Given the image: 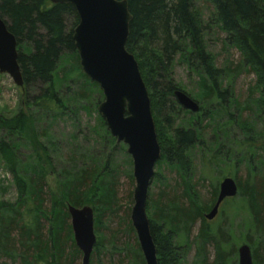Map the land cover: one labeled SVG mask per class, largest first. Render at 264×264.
Returning a JSON list of instances; mask_svg holds the SVG:
<instances>
[{"label": "trees", "instance_id": "16d2710c", "mask_svg": "<svg viewBox=\"0 0 264 264\" xmlns=\"http://www.w3.org/2000/svg\"><path fill=\"white\" fill-rule=\"evenodd\" d=\"M126 1L132 20L129 23L125 49L137 61L149 94L161 151L158 163L163 162L180 172L183 186L181 196L174 194L163 199L164 193H160L158 200L147 203L150 233L158 264H178L179 245L174 242L176 229L182 223L187 226L199 219V237L203 244L209 243L212 238L204 213L211 209L218 192L217 187H214L210 198L200 201L195 186L187 183L190 179L188 172L191 149L204 143L205 127L202 121L205 118L212 122L215 114L221 111L226 113L230 105L239 106L232 100L228 85L224 87L222 84L228 67L226 70L218 69L207 52L205 31L207 27L213 26L225 35V45L239 53V65L255 77L254 92L258 95L254 99L255 106L260 111L259 115H264V0H204L213 10L205 26L201 22L199 11L195 9L196 0ZM0 18L15 37L17 63L23 79V86L19 88L23 101L18 106L17 114L10 119L0 118V130L4 133L0 142L3 157L16 159L17 168L19 167L17 150L19 144L28 141L23 134L27 125L30 127L41 120L47 122L64 116L77 124L78 110L87 112L93 103L89 100L86 89L94 90L98 95V100L92 106L97 122V128L92 129V133L100 136L96 131L101 130V138L104 142L114 144L115 149L116 141L110 136L104 120L97 112V106L103 100L102 93L97 84L82 73L79 66L72 40V31L78 22L74 9L70 5L51 4L49 0H0ZM64 57H70L78 75L77 81L70 83V86L74 84L79 90L70 99H65L60 94L63 80L57 78ZM176 60L196 73L202 84L201 100L205 102L206 99L213 98L219 107H205L204 110L199 107L197 113H191L178 105L173 92L179 90V85L171 77ZM84 102L89 103L83 104ZM180 113L184 116L179 119ZM228 117L229 122L235 120L232 115L228 114ZM234 123L241 125L244 122L236 119ZM162 130L167 134L164 138L161 137ZM212 132L215 134L214 138L218 139V128L213 127ZM41 133L46 135L45 131ZM34 137L37 138V134ZM249 140L253 142L252 139ZM51 146L54 148L55 145L52 143ZM214 146L217 149L211 158L218 163L220 160L215 155L219 151V143L216 142ZM252 148L253 145L250 144L248 149ZM37 157L38 168L32 167L30 173L25 167L9 171L19 199L17 203L0 205V255L13 263L15 260L12 257L19 264H73L81 259V253L73 241L67 205L76 208L90 206L94 213V230L99 235L104 220L114 217L120 208L115 183L116 168L108 167V157L104 164L91 160L90 165L85 162H80L79 167L72 165L78 170L64 171L65 177L59 183L60 199L52 200L44 181L43 169L38 164L41 162L39 154ZM226 157L229 155L226 154ZM253 157L251 154L248 165H251ZM260 163L263 165L264 159ZM255 170H248L249 176L244 181V186L240 180L235 182L238 187L237 195L241 193L245 198L247 212L251 215L255 228L260 231L264 229V175L256 174ZM128 179L132 183L131 172ZM159 180H163V177L156 171L154 181ZM232 200L233 198L225 199L221 205ZM27 203L32 204L31 212L34 215L25 222L23 208L26 211ZM129 221L126 222L125 231L134 233ZM13 231L16 232L15 238L12 236ZM215 245V262L224 264L220 247L218 243ZM133 246H125L126 250H133V255L138 257V261L134 257L131 264H144L136 236ZM103 248L104 236L99 235L90 259ZM252 258L257 260L256 254L252 253Z\"/></svg>", "mask_w": 264, "mask_h": 264}, {"label": "rangeland", "instance_id": "374dc122", "mask_svg": "<svg viewBox=\"0 0 264 264\" xmlns=\"http://www.w3.org/2000/svg\"><path fill=\"white\" fill-rule=\"evenodd\" d=\"M194 5L200 13L202 24L205 26L213 11L212 7L204 0H196ZM204 38L207 52L212 56L215 66L225 70L228 67L229 70L225 75L226 77L223 78L222 84L224 87L228 85L232 100L236 101L239 106L230 105L226 109V113L221 111L215 114L212 122L208 118L202 121V125L205 127V129L203 128L204 143H201L200 147L195 146L191 149L190 171L188 172L190 179L187 182L189 185L195 186V190L199 192L200 201L208 200L214 187H217L218 190L219 184L224 178L229 177L234 181L240 180L244 186V181L249 176V169H256V174L264 175V164L260 163L264 159V137H262L264 134V115H259L260 111L255 106L256 100L254 99L258 97L257 93L254 92L255 77L239 65V53L234 48L225 45L224 34L210 26L207 27ZM73 65L70 57H64L59 68L60 71L58 70L57 78L60 81L63 80L60 94L65 99L66 97L70 99L79 90V87L74 84L70 86V83H75L78 78ZM171 77L174 83L179 85V90L193 99L203 110L205 107L212 109L217 106V102L213 98L206 99L205 102L201 100L203 94L201 81L196 73L190 71L184 63L175 61ZM64 78L67 80L64 81ZM86 90L89 100H92L93 103L90 104V109L87 112L78 110L77 124H73L70 118L64 116L47 122L41 120L30 127L27 125L23 134L28 141L19 144L17 150L20 164L18 168L16 159L11 160L9 157H3L0 152V205L17 203L19 199L14 179L9 172L10 169H23L25 167L30 173L33 170L32 167L38 168V157L36 158L38 154L41 159L38 164L43 169L44 181L52 200L60 199L59 183L65 177L64 171H76L78 169H74L72 165L79 167L80 162L90 165L91 160L98 163L101 161L104 164L108 157L110 161L108 167L116 168L114 169L117 177L115 183L120 208L114 217L104 220L99 234L104 236V248L99 254H93L90 264H131L134 257L138 261V257L136 258V255L132 253L133 250L125 249L128 244L133 246L135 239L133 232L125 231L126 222L129 221L130 210L133 205L132 192L135 186L133 178L132 183L128 179L129 173L132 174L131 158L126 153V146L123 144H115L116 148L114 149V144L104 142L101 138L103 136L101 130L96 131L100 136L92 133L94 131L92 129L97 128L96 114L93 112L92 106L98 100V95L94 90ZM200 100L201 103H199ZM22 101V91L14 85L9 76L0 74V118L10 119L14 117ZM86 103L89 102L83 104ZM228 114L232 115L233 119H238L239 122L244 123L236 125L235 120L229 122ZM183 116L184 114L180 113L179 119ZM213 127L218 128V139L214 138ZM42 131H45V136H43L44 132L41 133ZM160 133L163 138L167 135L165 130ZM3 134L0 130V142ZM36 134L37 138L34 137ZM249 139H252L253 142H250ZM216 142L219 143V151L215 155V158L220 160L218 163L212 161L211 158L214 155V150L217 149L214 146ZM52 143L55 145L54 148L51 146ZM250 144L253 145L251 150L248 149ZM226 154L229 157H226ZM251 154L254 157L251 165H248ZM158 162L154 166V174L156 171L159 172L163 180L154 181L153 176L148 187L147 203L151 200H158L160 193H164L162 198L167 199L174 194L181 196L183 192L180 172L176 171L174 167ZM183 200L185 201V199ZM244 202H246L245 198L239 193L232 201L219 207L213 220L207 221L211 234L210 238H212L209 243L203 244L201 237H199V219H195L187 226L183 223L180 224L174 236V242L179 245L180 262L178 264H217L214 249L216 243L220 247L224 264H237V248L243 244L249 246L251 255L252 253L256 254L257 260L252 258V264H264V229L259 231L255 228ZM26 208V211L23 208L25 222L34 215L31 212L33 211L31 203H27ZM209 211L210 209L204 214ZM146 214L148 218L149 215L147 212ZM99 235L95 233L97 239ZM12 236L16 237L15 231L12 232ZM8 255L11 256L10 253ZM1 256L0 264H19L12 257L11 259L15 260L13 263L7 257ZM73 264H81V259Z\"/></svg>", "mask_w": 264, "mask_h": 264}, {"label": "water", "instance_id": "95a60500", "mask_svg": "<svg viewBox=\"0 0 264 264\" xmlns=\"http://www.w3.org/2000/svg\"><path fill=\"white\" fill-rule=\"evenodd\" d=\"M51 4L70 5L78 17L72 40L82 73L96 83L103 95L97 112L104 120L116 144L126 146L131 158L133 205L130 222L144 264H158L156 248L146 214L147 193L154 176V166L160 159L150 98L141 77L137 61L125 49L132 16L126 0H49ZM17 43L0 18V74L10 77L18 88L23 79L17 63ZM178 105L191 113L199 111L198 104L180 90L173 92ZM236 182L227 177L219 184L210 211L204 214L211 221L225 199L237 195ZM72 237L81 253V264H90L96 244L94 213L91 207L67 205ZM237 264H252L248 245L237 248Z\"/></svg>", "mask_w": 264, "mask_h": 264}, {"label": "bare ground", "instance_id": "6f19581e", "mask_svg": "<svg viewBox=\"0 0 264 264\" xmlns=\"http://www.w3.org/2000/svg\"><path fill=\"white\" fill-rule=\"evenodd\" d=\"M174 96V95H173Z\"/></svg>", "mask_w": 264, "mask_h": 264}]
</instances>
